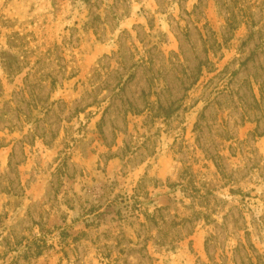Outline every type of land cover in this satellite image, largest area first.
<instances>
[{
	"label": "rangeland",
	"instance_id": "1",
	"mask_svg": "<svg viewBox=\"0 0 264 264\" xmlns=\"http://www.w3.org/2000/svg\"><path fill=\"white\" fill-rule=\"evenodd\" d=\"M0 264H264V0H0Z\"/></svg>",
	"mask_w": 264,
	"mask_h": 264
}]
</instances>
